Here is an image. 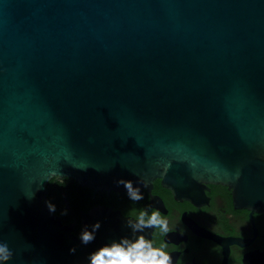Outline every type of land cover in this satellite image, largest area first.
I'll return each mask as SVG.
<instances>
[{"label":"water","instance_id":"95a60500","mask_svg":"<svg viewBox=\"0 0 264 264\" xmlns=\"http://www.w3.org/2000/svg\"><path fill=\"white\" fill-rule=\"evenodd\" d=\"M55 176L95 193L123 177L160 209L157 179L192 201L222 183L262 210L264 0H0L4 264H86L133 235L135 216L98 204L82 244L47 207Z\"/></svg>","mask_w":264,"mask_h":264},{"label":"flooded vegetation","instance_id":"af4514ba","mask_svg":"<svg viewBox=\"0 0 264 264\" xmlns=\"http://www.w3.org/2000/svg\"><path fill=\"white\" fill-rule=\"evenodd\" d=\"M152 192L162 198L163 209L152 205L147 189L141 190L139 201L128 192H107L104 204L131 216L145 209L159 211L168 219L169 231L154 227L149 239L166 244L175 264H264V208L238 206L232 189L222 183H209L204 198L196 201L178 199L156 183Z\"/></svg>","mask_w":264,"mask_h":264},{"label":"clouds","instance_id":"9594fccd","mask_svg":"<svg viewBox=\"0 0 264 264\" xmlns=\"http://www.w3.org/2000/svg\"><path fill=\"white\" fill-rule=\"evenodd\" d=\"M116 182L127 189L131 200L143 199L139 186H134L132 180L121 177ZM46 203L49 211L54 213L56 211L55 205L49 201ZM64 214H67L66 209ZM127 223L132 229L133 235L112 240L99 247L88 256L86 264H172V257L166 251V244L161 242L156 245L144 234L146 229L154 227L162 233H167L169 231L167 218L162 217L159 211L154 210L149 213L145 209L141 210L134 219H129ZM101 226L100 220H96L90 226L85 225L78 237L80 242L87 245L93 241ZM69 251L75 252V246ZM14 252L15 245L7 237L0 236V264H4Z\"/></svg>","mask_w":264,"mask_h":264},{"label":"trees","instance_id":"16d2710c","mask_svg":"<svg viewBox=\"0 0 264 264\" xmlns=\"http://www.w3.org/2000/svg\"><path fill=\"white\" fill-rule=\"evenodd\" d=\"M158 187H162L161 180L155 181ZM48 201L55 205L58 213L65 223L76 222L75 233L80 234L81 210H89L95 205L107 203V192L95 193L93 189L80 185L70 177H53L48 185ZM68 199V203L66 199ZM65 209L67 214H64Z\"/></svg>","mask_w":264,"mask_h":264}]
</instances>
